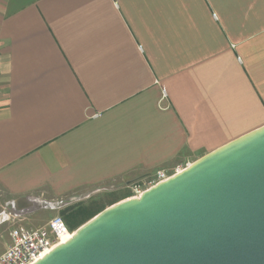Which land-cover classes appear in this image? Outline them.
<instances>
[{
  "label": "crops",
  "instance_id": "obj_1",
  "mask_svg": "<svg viewBox=\"0 0 264 264\" xmlns=\"http://www.w3.org/2000/svg\"><path fill=\"white\" fill-rule=\"evenodd\" d=\"M263 125L264 0H0V255Z\"/></svg>",
  "mask_w": 264,
  "mask_h": 264
},
{
  "label": "water",
  "instance_id": "obj_2",
  "mask_svg": "<svg viewBox=\"0 0 264 264\" xmlns=\"http://www.w3.org/2000/svg\"><path fill=\"white\" fill-rule=\"evenodd\" d=\"M34 264H264V125L108 206Z\"/></svg>",
  "mask_w": 264,
  "mask_h": 264
},
{
  "label": "built area",
  "instance_id": "obj_3",
  "mask_svg": "<svg viewBox=\"0 0 264 264\" xmlns=\"http://www.w3.org/2000/svg\"><path fill=\"white\" fill-rule=\"evenodd\" d=\"M238 59L241 60L240 58ZM161 92L162 100H166L168 98L167 91L162 88ZM99 115V113L94 114L95 117ZM174 173H169L164 169L158 170L148 183L152 186L156 185L168 179ZM141 188V185H136L133 188V196H139L144 190ZM72 234H74V230L68 227L61 215L52 217L44 227H14L9 231L11 242L7 249L0 255V264H34L47 251H51L57 245L61 244L64 236Z\"/></svg>",
  "mask_w": 264,
  "mask_h": 264
},
{
  "label": "rangeland",
  "instance_id": "obj_4",
  "mask_svg": "<svg viewBox=\"0 0 264 264\" xmlns=\"http://www.w3.org/2000/svg\"><path fill=\"white\" fill-rule=\"evenodd\" d=\"M184 167H186V166H182V168H184ZM180 168H176V170H174V171H170V170H167V171L169 173H174V172L176 173V171H179ZM154 174L151 175V177H149V178H145L143 180L136 182L135 184H132L130 187H128L123 181L122 182H114L112 185L103 187L99 191H95L93 193L83 195L82 196L83 199H81L79 204H77L75 206H80V205L81 206H88L90 203H92L94 201H98V200H100L101 202H104L105 204H108L112 200H114L115 198L119 197V195L122 193L123 190H131L132 193H134L133 188L138 184L141 185V187H142L141 189L146 190L152 186L148 182L151 181V179L154 177ZM79 198H80V196H79ZM56 215H61L64 217L63 211H60L57 208H49V210H47V211H45V213H43V216L37 215L36 218L42 217V219L44 221H47L48 219H50ZM76 230H74V231H76ZM6 240H7V237H5V236L1 237L0 236V249Z\"/></svg>",
  "mask_w": 264,
  "mask_h": 264
},
{
  "label": "trees",
  "instance_id": "obj_5",
  "mask_svg": "<svg viewBox=\"0 0 264 264\" xmlns=\"http://www.w3.org/2000/svg\"><path fill=\"white\" fill-rule=\"evenodd\" d=\"M133 196V193H129L126 197ZM123 198V199H124ZM113 201V200H112ZM119 200L111 202L110 205L118 202ZM108 204L101 202L100 200L90 203L88 206H75L63 211L64 220L71 230H76L84 223L92 219L98 213L108 207Z\"/></svg>",
  "mask_w": 264,
  "mask_h": 264
},
{
  "label": "bare ground",
  "instance_id": "obj_6",
  "mask_svg": "<svg viewBox=\"0 0 264 264\" xmlns=\"http://www.w3.org/2000/svg\"><path fill=\"white\" fill-rule=\"evenodd\" d=\"M76 231H74V233H75ZM73 237V234L72 235H66V236H64L63 237V240H62V243H64V242H66V241H68L69 239H71ZM50 251H47L44 255H43V257L46 255V254H48Z\"/></svg>",
  "mask_w": 264,
  "mask_h": 264
}]
</instances>
